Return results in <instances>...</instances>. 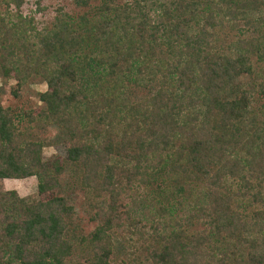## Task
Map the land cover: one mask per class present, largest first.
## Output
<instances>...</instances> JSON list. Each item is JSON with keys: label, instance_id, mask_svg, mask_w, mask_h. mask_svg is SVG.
Returning a JSON list of instances; mask_svg holds the SVG:
<instances>
[{"label": "trees", "instance_id": "1", "mask_svg": "<svg viewBox=\"0 0 264 264\" xmlns=\"http://www.w3.org/2000/svg\"><path fill=\"white\" fill-rule=\"evenodd\" d=\"M72 1L87 9L39 28L0 0V74L14 96L40 78L25 117L57 130L23 138L0 91V179L38 181L33 201L0 191V264H264V0ZM236 22L260 33L221 48Z\"/></svg>", "mask_w": 264, "mask_h": 264}, {"label": "rangeland", "instance_id": "2", "mask_svg": "<svg viewBox=\"0 0 264 264\" xmlns=\"http://www.w3.org/2000/svg\"><path fill=\"white\" fill-rule=\"evenodd\" d=\"M100 0H92L91 3L97 4ZM0 7H4L0 4ZM63 9L71 16L76 17L79 13L87 8L76 7L72 0H25L21 7V12L24 15L33 16L39 28L51 27L54 17L57 14V9ZM257 26V24L255 23ZM254 25H247L243 22L226 24L224 28L218 31V44L221 48L226 49L228 44L237 37L258 35L260 28L256 29ZM255 68L260 73H264V61L258 60L256 56L253 58ZM15 88L13 79L4 78L0 74V91L1 99L6 107L11 109L23 138H28L37 141H50L55 139L57 130L49 128L38 123H29L25 117V112L30 109L42 107L43 103L39 100V93L46 89L45 83L38 77H31L29 81L20 89L18 96H14L12 90ZM156 89V85L148 88H137L128 91L131 100L138 101L152 94ZM64 145L61 141L54 142L44 148L43 157L45 160L52 158L55 155H63ZM71 183L73 180L71 179ZM38 181L35 176L23 179H0V191L16 190L20 197L26 201L38 199ZM71 186V185H70ZM65 195L68 197L69 203L74 206V214L72 223L77 227L78 231L83 234L91 232L96 222L92 219V210L86 203L83 192L78 187H68L65 185Z\"/></svg>", "mask_w": 264, "mask_h": 264}]
</instances>
